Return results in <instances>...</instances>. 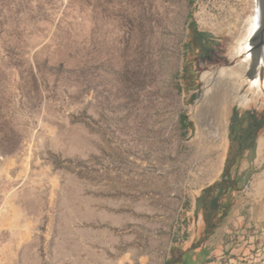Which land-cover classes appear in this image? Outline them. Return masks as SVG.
<instances>
[{"label":"rangeland","instance_id":"rangeland-1","mask_svg":"<svg viewBox=\"0 0 264 264\" xmlns=\"http://www.w3.org/2000/svg\"><path fill=\"white\" fill-rule=\"evenodd\" d=\"M248 9L0 0V264H166L223 172L234 111L264 132V108L225 106L218 139L197 116Z\"/></svg>","mask_w":264,"mask_h":264},{"label":"crops","instance_id":"crops-1","mask_svg":"<svg viewBox=\"0 0 264 264\" xmlns=\"http://www.w3.org/2000/svg\"><path fill=\"white\" fill-rule=\"evenodd\" d=\"M259 126L253 113L234 111L223 172L196 198L193 222L189 220L187 230L172 242L166 264H218L223 255L245 258L253 245H263L258 231L264 229V169L256 170L264 165V132ZM254 173L259 181L245 199L236 188Z\"/></svg>","mask_w":264,"mask_h":264},{"label":"bare ground","instance_id":"bare-ground-1","mask_svg":"<svg viewBox=\"0 0 264 264\" xmlns=\"http://www.w3.org/2000/svg\"><path fill=\"white\" fill-rule=\"evenodd\" d=\"M238 29L227 39L228 61L219 67H209L202 72L205 107L197 115L199 122L212 133L213 139H218L222 124L221 113L225 106L236 104L246 108H264V88L262 83L249 81L247 72L252 62V55L230 63L235 56L248 50L252 38L264 24L263 0H249V9L241 14ZM232 62V61H231ZM202 96V95H201ZM201 106V105H200ZM225 125V124H224Z\"/></svg>","mask_w":264,"mask_h":264},{"label":"water","instance_id":"water-1","mask_svg":"<svg viewBox=\"0 0 264 264\" xmlns=\"http://www.w3.org/2000/svg\"><path fill=\"white\" fill-rule=\"evenodd\" d=\"M248 54L252 55V62L247 72V78L251 82L257 80L262 83L264 88V24L259 32L253 36L252 45L248 50L235 56L234 60H231L232 62L230 61V63L234 64L236 61L244 59Z\"/></svg>","mask_w":264,"mask_h":264},{"label":"built area","instance_id":"built-area-1","mask_svg":"<svg viewBox=\"0 0 264 264\" xmlns=\"http://www.w3.org/2000/svg\"><path fill=\"white\" fill-rule=\"evenodd\" d=\"M252 187L253 181L248 179L244 184V191L248 194L249 191L252 190ZM258 233L262 234L264 241V229L260 228ZM218 264H264V243L259 247L253 245L251 254L245 258H235L233 256L223 255L219 259Z\"/></svg>","mask_w":264,"mask_h":264},{"label":"trees","instance_id":"trees-1","mask_svg":"<svg viewBox=\"0 0 264 264\" xmlns=\"http://www.w3.org/2000/svg\"><path fill=\"white\" fill-rule=\"evenodd\" d=\"M191 25H192L193 29H195V33H196V35H197L199 41L202 42V40H203V38H204V34H203V32L197 29V27H196L197 25H196V22H195V21H193V22L191 23Z\"/></svg>","mask_w":264,"mask_h":264}]
</instances>
